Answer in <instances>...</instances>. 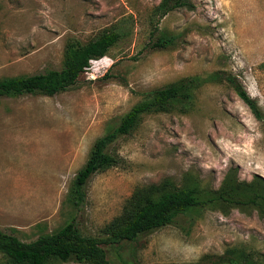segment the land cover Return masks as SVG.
<instances>
[{
	"label": "rangeland",
	"instance_id": "obj_1",
	"mask_svg": "<svg viewBox=\"0 0 264 264\" xmlns=\"http://www.w3.org/2000/svg\"><path fill=\"white\" fill-rule=\"evenodd\" d=\"M160 1L0 0V79L60 70L68 42L121 35L70 90L0 97V231L29 242L73 221L100 237L137 188L189 186L206 198L227 174L264 178V126L228 85L206 81L191 106L144 115L110 146L119 163L88 180L84 203L66 204L94 141L150 90L231 73L264 115V0H190L159 18ZM158 37L164 47H153ZM235 246L264 254V218L221 202L102 245L111 264H209Z\"/></svg>",
	"mask_w": 264,
	"mask_h": 264
},
{
	"label": "trees",
	"instance_id": "obj_2",
	"mask_svg": "<svg viewBox=\"0 0 264 264\" xmlns=\"http://www.w3.org/2000/svg\"><path fill=\"white\" fill-rule=\"evenodd\" d=\"M178 9H193L190 0H161L154 10L159 18ZM120 33L107 30L87 43L68 42L60 70H48L34 75H19L0 79V97L24 95L54 96L74 87L92 61L105 57L119 41ZM167 40L158 37L153 47H164ZM111 76L106 75V78ZM206 81L225 83L245 104L254 118L264 126V115L254 100L231 73L214 72L206 78H182L165 87L150 90L124 114L110 131L97 138L83 166L71 180L65 202L78 209L85 200V186L96 173L119 163L109 152L119 138L130 134L147 114L164 113L192 105L195 93ZM167 185L137 188L123 207L122 213L104 226L100 237L81 232L73 221L36 239L24 242L13 234L0 231V264H52L73 261L79 264H111L102 245L135 241L140 235L172 224L175 218L194 208L215 202L243 210L253 209L264 218V178L255 175L250 182H240L227 174L214 196H200L195 187L167 190ZM40 224H36L38 227ZM199 264V263H196ZM209 264H264V254L242 247H231Z\"/></svg>",
	"mask_w": 264,
	"mask_h": 264
}]
</instances>
